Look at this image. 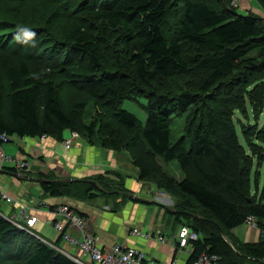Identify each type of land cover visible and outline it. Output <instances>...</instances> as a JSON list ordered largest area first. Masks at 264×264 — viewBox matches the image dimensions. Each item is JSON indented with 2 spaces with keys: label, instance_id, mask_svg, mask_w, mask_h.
Returning <instances> with one entry per match:
<instances>
[{
  "label": "trees",
  "instance_id": "16d2710c",
  "mask_svg": "<svg viewBox=\"0 0 264 264\" xmlns=\"http://www.w3.org/2000/svg\"><path fill=\"white\" fill-rule=\"evenodd\" d=\"M35 1L0 0V7L3 6L7 14L14 3L24 8ZM41 1L50 2L62 13L65 22L61 41L67 49L62 56H53L58 53V40L51 38L53 32L38 30L33 45L25 43L27 38L22 35L20 39L17 38L20 19L15 23H9L5 17L0 20V48L18 58L16 63H8L4 69L8 109L6 115L2 113L3 91H0V133H6L10 138H36L45 134L61 141L62 133L73 130L80 133L81 139L83 135L92 142L97 123L91 122L82 133L78 112L82 104L65 111L56 92L53 75L47 70L63 72L68 84L77 86L94 98H109L116 105L125 99L118 85L119 78L124 75L146 94V103H143L146 119L142 123L123 106L116 108L115 117L129 129L142 123L139 137H136L141 142V148L146 150V157L139 155L132 160L138 169V178L148 181L151 175L156 174V180L151 181L174 199L166 212L173 218L178 230L186 226L198 234V239L188 241L192 251L187 264H192L202 253L216 255L218 259L215 264H243L245 258L262 262L264 238L258 242L240 241L234 236L233 229L246 223V218L251 216L261 234H264V183L260 188L257 182L254 183L255 193L248 198L245 206L228 195L241 196L250 190L252 162L233 129V112H245L247 96L250 105L256 107L253 92L247 89L249 84H243L248 76L239 83L243 85L236 90L238 96L233 106L229 107L232 100L214 99L223 111L208 109L206 114L202 113V120L190 126L187 137L175 141L171 130L172 117L178 111L199 105L201 99L190 91L161 92L156 83L169 79L176 72L186 73L191 69L203 71L207 77L198 90L206 95L203 98L208 99L207 93L223 78L222 69L226 65L247 61L248 71L264 70V61L260 65L248 57L251 51L264 48V16L240 15L231 5L232 0H213L212 3L206 0H179V19L172 26L169 25L168 15L175 0H91L92 3L87 6L85 0L81 5L79 0ZM257 1L264 6V0ZM42 32L51 39L50 46L45 45ZM116 32L119 34L123 62L114 72L107 59L105 45ZM184 47L199 51L193 67L189 66L183 55ZM29 62L36 63L44 70L33 73ZM244 86L245 91L242 90ZM256 94L261 97L263 106L264 88H256ZM238 98L241 100L238 101ZM219 113H225L223 127L230 131L228 137L221 140L217 138L215 126L219 122ZM252 134L253 139L264 143V124ZM108 135L103 136L99 143L118 150L116 138ZM244 135L247 138V132L244 131ZM136 137L131 139V143L138 142ZM246 142L250 143L249 140ZM157 157L164 163L176 161L184 174L183 178L176 180L166 174L156 161ZM236 158V172L241 174V178L232 175L226 177L227 170L235 167L231 160ZM38 180L43 193L52 197L80 199L98 195L92 182L87 179L57 180L51 174H40ZM84 183L90 186L85 187ZM49 208H54V205ZM22 231L0 213V240L6 235L20 237ZM37 236V244L27 246L29 250L24 264H80ZM60 239L58 235L54 243L61 242ZM15 241L18 246L10 254L12 258L20 257L27 243L24 240Z\"/></svg>",
  "mask_w": 264,
  "mask_h": 264
},
{
  "label": "rangeland",
  "instance_id": "374dc122",
  "mask_svg": "<svg viewBox=\"0 0 264 264\" xmlns=\"http://www.w3.org/2000/svg\"><path fill=\"white\" fill-rule=\"evenodd\" d=\"M206 1H209L212 3L213 0H206ZM81 2L83 1L82 0L78 1L80 5H81ZM239 2H240L239 0H236L235 5L231 4L234 9H238V7L236 6L239 5ZM49 3L50 2L36 0L34 3L30 5L23 6L24 8L20 7L19 4L14 3L13 5H11L12 7L10 6L12 9H10V12H7V14H6V10H3L2 8L3 6H1L0 7V20H3L2 18L5 17L9 19V23L10 22L15 23L17 22L16 21L17 19H20L19 21L20 25L33 30L36 33V36L38 35L37 33L38 30H42V29H44L46 32L47 31L48 32L50 31V33L53 32L54 36H51V38L54 41L58 40V42L56 43V48L58 50L57 52L59 53V54L55 53L53 56L59 55L60 57V55L62 56V54H65V51L67 49V47L64 46L62 43L63 41H61L62 40L61 34L64 29L63 24L65 21L63 20L64 18H63L62 13L58 12L57 7H54L53 5ZM91 3H92L91 0H85V6ZM180 5H181V2L179 0H175L174 5L170 7L169 15H168L169 25L171 24L172 26H174L175 23L178 21L179 19L178 11H179ZM72 7H73V4H72ZM263 16H264V6L262 4V13L259 17H263ZM118 32H121V31H118ZM118 32H116V35H113L112 37H110V39H108L105 45L106 52H107L106 56H107L108 61L112 64V71L114 72L119 70L123 62V59L121 58L122 54L120 53V50L122 47L121 45H119L120 39H118L119 37ZM44 33L42 32L41 34H42V37H44L46 40L45 45L50 46L52 41L49 38V36L45 35ZM198 53L199 51L196 50L195 48H191V47L183 48V55L187 59L190 67H193L195 65V56ZM72 57H75V56H71L70 58ZM248 57H251L252 59H254V61H256L257 64L261 65L262 62L264 61V48L263 49L258 48V49L251 51L248 54ZM17 59L18 58L16 56L0 48V91L1 92L3 91L1 108H2V113L5 115L7 114V109H8L7 108L8 88L5 84L4 69L8 65V63H12V64L16 63ZM29 64L31 65V70L33 71V73H39L37 72L38 70H44L42 67L38 66L36 63L29 62ZM247 64H248L247 61H239L233 64L226 65L222 69L223 78L220 81H218L212 88H210L209 93H207V96H209L208 99L203 98L206 95L200 93V91L198 90L200 83L207 77V73L203 71H196L194 69H191L190 71L186 73L176 72L169 79L159 80L156 83V87H158L159 90H162L161 92L175 93V91L177 90L190 91L191 93L195 95H199L201 99V103L199 105L191 106L185 110L178 111L172 117L171 130H172V136H173L174 141L177 139L187 137V135L189 134L190 126H192L194 122L202 120L204 117L203 114H206L208 109L214 108L215 112H218L219 109L223 111V109L220 108V106H218V104L214 101V99L215 100L216 99L218 100L228 99L229 101L232 100V103L229 104V107L233 106L234 103L236 102V96H238V93L236 92L237 88L242 87L241 85L243 84H247V83L249 84L247 89L250 90L251 93L253 92V98L256 100V107L253 108L250 105L249 100H248L249 97L247 96L248 98L247 97L245 98V105H244L245 112H240L239 110H235L233 112V125H234L233 129L236 131L238 135L239 143L242 145L243 148H245V151L248 153L247 158L250 159L252 162L251 173H250V190L249 192L247 191L244 192L243 195L241 196H237L233 193H228L230 198L235 199L236 201L240 202L243 206H245V204H247V201H249L248 198L253 197L255 193L254 183L257 182L258 188H260L264 183V143H262L260 140L253 139V134H252L257 127H260L261 125L264 124V101L262 104L263 106H261V97L260 96L258 97V95L256 94V88H259V89L264 88V70L251 69L250 70L251 72H250L247 69ZM47 71L53 75L55 86H56L55 87L56 92L59 96V99L65 111H69L73 107H79L78 105L82 104V106L78 108L79 122L81 123L80 126L82 127V133L83 131H85L84 130L85 126L89 125L91 122L97 123L95 136L92 139L93 141L92 142L88 141L87 138H85V136L82 135V142H84L85 145L88 146L89 148H100L101 153H103L106 156L105 158L101 159L103 161L106 160L107 157L109 158L108 154L111 153V158L109 159L111 162H113V164L109 163L110 166L108 167H104V166L95 167L97 163L94 166H93L94 163L92 164L90 163L88 164L90 168L96 169V171L92 172L93 174L92 176H86L81 179L82 180L90 179L92 182L94 181L92 185L95 187V191L97 192L98 196L101 199L102 197L103 198H108L109 196L112 197L113 194L118 193V192H113L115 189L120 190L122 192H127L126 190L128 189H126L125 187L126 178L130 176V174L133 173L132 170L135 169V171L138 172V169L133 165V161H132L133 157L139 156V155L146 157V152H145L146 150L143 147L141 148L142 146L141 142L138 140L139 132L141 130L140 125L144 123L146 119V111L144 110V106H143V103L144 104L146 103V100H145L146 98L144 97L146 94L143 91L138 90L131 83V81L126 79L123 75L121 78H119L118 85H119V88H121L122 92H124L123 96L125 99H123L121 103L119 102L116 105V103L109 98H103V99L94 98L90 94L86 93L85 91L79 90L77 86L68 84L63 72H57V70L56 72L54 70L53 71L47 70ZM119 72H123V71L120 70ZM246 76H248V78ZM245 77L247 81L244 82L243 84H239L241 80L245 79ZM242 90L245 91V86L243 87ZM210 99H211V102H210ZM237 100L240 101L241 99L238 98ZM242 101L244 102V99H242ZM119 106H123L128 111L134 113L139 118V120L142 121V123L138 124L137 127L134 129H129V128L124 127L122 124L118 122V120L115 117V110ZM218 118H219V122H217L215 126L218 131L217 138L221 140L222 138L228 137L230 131L226 129V127H223V123L225 121V113L224 114L219 113ZM244 131L247 132L248 134L247 138H246V135H244ZM65 132L62 133L61 135L63 139L61 141H58V143H62L64 138L68 135V131L67 133ZM108 134L113 135L116 138L118 142V146H119L118 150H114L110 147H103L99 143L101 142L103 136L109 137ZM135 137L138 140V142L131 143V139H134ZM18 139L20 140L19 137H16V136L12 137L7 142L0 144L1 148H3L5 152H6L5 147L7 148L9 147V149L11 150L14 149V147H16L17 149V142L21 141V140L19 141ZM52 140L54 142L57 141L55 139H52ZM248 140L250 142L249 144H247L246 142ZM7 153L10 154L9 152ZM114 155L116 158H114L113 160L112 157H114ZM44 156H39L38 158L31 160L32 171L34 169L37 171V175L38 174L40 175L41 172H39V170L41 168H47L48 170L45 174L47 175L51 174V176L55 179L60 178L59 176L61 174L57 175L56 174L57 172H55V169H51V167H44L46 160L49 159L47 157H50V155L45 157L46 160ZM235 160H231V163H233L235 167H230L229 170H227L225 174L226 177L232 175V177L238 176L239 178H241V174L236 172L238 158H236ZM156 161L160 163L161 168L169 176L174 177L176 180H180L181 178H183L184 174L180 170L176 161L164 163L158 157L156 158ZM8 168L10 167H5L4 169H8ZM13 170L16 171L15 169ZM60 171L62 172V170ZM234 174H237V175H234ZM112 177L117 178L116 183H112V184L102 183V181L105 178L110 179ZM156 177H157L156 174L151 175L149 180L144 181V182L148 183V187L152 186L153 189L157 191L156 193L159 194L160 196H165V198H168L169 200L170 199L174 200L171 194L165 193V192H164L165 194H163L162 191L159 188H157L155 182L151 181L152 179L156 180ZM57 180H70V179L60 178ZM72 180H75V178H73ZM99 183L101 184L99 185ZM84 186L88 187L90 186V184L84 183ZM100 186L104 190L107 191V194H104V192L103 193L101 192L99 188ZM96 196L97 195H95L94 197ZM27 197L29 196L27 195ZM49 199L50 198L46 200L47 204L50 203ZM83 199L91 200L94 198L93 197L89 198L87 196H83L80 199H77L74 197L71 198V200L73 201H80ZM29 200L27 199L26 201H22V202L18 200L14 201L13 204L15 202L18 203V206H17L18 208L14 212L15 214L14 213L10 214L9 212L5 213L3 208H0V212L3 216H5V218H7L14 225H16L17 228L22 229V226L25 224V221L23 220L22 222V220L20 219L21 221L19 222V224L21 225L19 226L17 224V221L14 222L15 221L14 218L19 217L18 215L20 214V211L24 208V206L25 205L27 206L26 208V211H27L29 207H32V205L38 206V205L43 204V202L40 199L34 198V199H31L30 201ZM5 203L9 205V203L7 202ZM162 203L165 204V202H162ZM167 204L171 206V204L169 203ZM78 205L80 206V204ZM84 206H86L85 209L88 211L89 215L95 214V215L101 216L100 208L88 202H83L82 207ZM30 209H29V213L33 214L30 211ZM93 211H96V212H93ZM49 212L50 213L52 212L50 208H49ZM50 221L51 219L47 220L49 225H51ZM36 223L37 222H35L34 226L30 228L31 230L23 229L24 231H22V234H20V237L19 236L10 237L6 235L4 238H2V240H0V264H24V258L29 250V247L27 248L28 244L35 245L39 241L35 237V235H38V233L33 229ZM51 227L46 226L41 232V234L44 235L49 240H53L54 235H56V232H55L56 230L54 231V228L52 225ZM132 228L133 227L129 229L130 232ZM100 235L103 239L107 240L108 238L107 235L105 234H100ZM113 239H117V236H113ZM15 240H18L19 242H21V240H24V242H27V243L25 244L24 253H22L20 257L12 258L10 254L13 253V251H15V249L18 246V245L16 246L17 242ZM242 262L243 264H264V259L262 260V262L258 263L253 260H249L248 258H245V261H242Z\"/></svg>",
  "mask_w": 264,
  "mask_h": 264
},
{
  "label": "crops",
  "instance_id": "0c3cea01",
  "mask_svg": "<svg viewBox=\"0 0 264 264\" xmlns=\"http://www.w3.org/2000/svg\"><path fill=\"white\" fill-rule=\"evenodd\" d=\"M239 1V5L236 6L238 7L236 13L240 15H261L262 5L257 0ZM40 140L39 137L26 138L25 142L20 140V142H17V149L14 147V149L11 150L9 147H5V150L10 154L26 156L30 160L38 158L39 156L45 155V158L50 155V157H47L49 158L48 160L45 158L46 162L44 167H51V169H55L57 175L61 174L59 176L60 178H69L70 180L73 178H75V180H82L81 178L83 177L92 176V172L96 171V169L90 168L88 165L90 163H94L93 166L97 163L95 167H108L110 166L109 163L113 164L109 159L111 158V153L108 154L109 158L107 157V159L103 161L101 159L106 156L101 153V149L89 148L82 142V139H79L76 144L68 150L63 148L62 143H58V141L54 142L49 137ZM112 158L114 160V158H116L115 155ZM47 170V168H41L39 172L45 174ZM60 170H62V172ZM132 172L133 173L125 180V187L128 189L126 190L127 192L115 189L111 191L118 193L113 194L112 197H102L101 199L97 195L94 199L84 201H73L67 197H52L48 194H44L38 180L39 174L37 175V171L34 169L33 171L26 172L25 176H21L14 170L4 169L0 172V186L10 196L20 202L34 198L40 199L43 202L42 205H32L30 211L37 217V223L33 229L47 242L54 243L57 241L58 237V233L55 229L56 235H54L53 240H49L41 234L46 226L51 227L47 222V220L51 219L53 216V214L49 212V206L58 203H66L77 211L87 215L97 234H105L108 236L106 240L100 235L102 245L112 246L120 244L135 247L144 251L147 259L165 262L167 264H172V262L177 260V264H187L192 246L190 244L181 248L178 246L177 237L175 236L178 227L174 224L173 218L166 212V210L170 208L167 203L172 205L173 200H169L165 198V196H160L152 186L148 187L147 182L138 178V172H136L135 169L132 170ZM116 180V177L110 179L105 178L102 183L112 184L116 183ZM90 181L91 180H88V182ZM100 184L101 183H99V185ZM99 188L102 193L104 192V194H107V191L101 186ZM27 195L29 197H27ZM48 198H50L49 204L46 203ZM83 202L91 203L100 208L101 216L95 214L89 215L88 211L85 209L86 206L82 207ZM162 202H165V204ZM12 204L7 205L4 201L0 200V208H3L5 213L9 212L13 214L17 210L18 203L15 202L13 205ZM78 204H80V206ZM134 226L141 231L161 232L167 236V241L162 243L155 239H145L133 235L129 229ZM71 234L79 236L76 231L71 232ZM233 234L240 241L244 242H258L262 237L264 238V234H261L259 228L252 227L247 223L233 229ZM113 236H117V239H113ZM57 244L61 245L64 249L70 248L65 242H59ZM71 251L75 252L74 249Z\"/></svg>",
  "mask_w": 264,
  "mask_h": 264
},
{
  "label": "built area",
  "instance_id": "2783aa9c",
  "mask_svg": "<svg viewBox=\"0 0 264 264\" xmlns=\"http://www.w3.org/2000/svg\"><path fill=\"white\" fill-rule=\"evenodd\" d=\"M235 2L236 0H232L231 4L235 5ZM39 137L41 140L47 138L45 134ZM9 139H11L10 136L5 133H0V144L7 142ZM25 139V137L20 138L22 142H25ZM79 139L81 137L77 131H69L68 135L62 141V146L68 150ZM5 167L15 169L21 176H25L26 172L32 170L31 160L29 158L20 154H8L0 146V172ZM162 193L165 194L164 192ZM0 200L9 204L15 201L1 186ZM26 208L27 206L25 205L20 211L19 217L14 219L19 226L21 225L19 224L20 219L22 222L24 220L25 224L22 226V229L28 230L34 226L37 217L29 213L30 207L27 211ZM50 210L53 214L50 221L51 225L60 236V241L67 243L70 248L64 249L59 244L53 242L47 243L80 264H167L165 262L147 259L144 251L135 247L120 244L112 246L102 245L101 237L94 231L89 218L80 215L75 208L68 204L58 203L54 208H50ZM246 223L254 227L257 226L256 221L251 216L246 218ZM72 231H76L79 236L72 235ZM131 234L145 239H155L162 243L167 241V236L161 232L141 231L137 227L131 229ZM175 236L177 237V243L180 248L185 247L189 240L198 238V234L186 226H181ZM39 238L43 240V238ZM73 249L75 252L71 251ZM217 259L218 257L216 255L209 256L206 253H202L192 264H215ZM172 264H177V260L172 262Z\"/></svg>",
  "mask_w": 264,
  "mask_h": 264
},
{
  "label": "clouds",
  "instance_id": "9594fccd",
  "mask_svg": "<svg viewBox=\"0 0 264 264\" xmlns=\"http://www.w3.org/2000/svg\"><path fill=\"white\" fill-rule=\"evenodd\" d=\"M18 33H17V38L20 39L21 38V35L27 39L24 40L25 43H31V44H35L36 41L34 39V37L36 36V33L29 29V28H26L24 26H21V25H18Z\"/></svg>",
  "mask_w": 264,
  "mask_h": 264
},
{
  "label": "bare ground",
  "instance_id": "6f19581e",
  "mask_svg": "<svg viewBox=\"0 0 264 264\" xmlns=\"http://www.w3.org/2000/svg\"><path fill=\"white\" fill-rule=\"evenodd\" d=\"M73 131V130H72ZM6 134V133H5ZM80 134V133H79ZM80 137H81V135H80ZM12 138V137H11ZM19 140V139H18ZM81 140V139H80ZM12 142V141H11ZM1 146V145H0ZM37 201V200H36ZM38 203V202H37ZM55 206V205H54ZM15 214V213H14ZM80 214V213H79ZM21 221V220H20ZM14 222H16V221H14ZM256 227V226H255ZM134 228V227H133ZM29 230H31V229H29ZM73 232V231H72ZM200 236V235H199ZM198 239V238H197Z\"/></svg>",
  "mask_w": 264,
  "mask_h": 264
}]
</instances>
